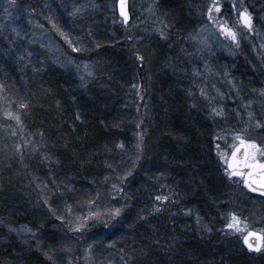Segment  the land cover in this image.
<instances>
[{"label": "trees", "instance_id": "1", "mask_svg": "<svg viewBox=\"0 0 264 264\" xmlns=\"http://www.w3.org/2000/svg\"><path fill=\"white\" fill-rule=\"evenodd\" d=\"M218 1L233 22L236 0H158L150 35V22L124 24L118 0H25L56 42L0 39V264H65L75 243L91 264H264L242 244L264 232V198L226 168L242 123L231 102L192 95L194 66L180 65ZM247 34L222 70L255 89ZM100 200L118 215L73 241Z\"/></svg>", "mask_w": 264, "mask_h": 264}, {"label": "rangeland", "instance_id": "2", "mask_svg": "<svg viewBox=\"0 0 264 264\" xmlns=\"http://www.w3.org/2000/svg\"><path fill=\"white\" fill-rule=\"evenodd\" d=\"M120 1L122 0H118L116 3V11H118L117 8ZM125 1L132 19L131 22L135 20V26L148 25V22H150L153 28L148 33L150 35L160 33L157 19L155 18V7L158 0H137V6L133 10L130 8L131 0ZM225 1L235 2L234 0ZM221 3L218 1V6H215L213 2L210 3V13L207 16L208 20L210 19L211 26L204 25L202 27L201 32L197 34L192 44L194 45L192 55L183 59L180 65L184 68H188L190 65L194 66L191 69L192 71H189L188 75H186V81L192 95L195 92L196 96L202 97L205 102H211L210 104L212 105H222L228 101L231 102L229 105L233 106L235 114L239 116V123H242L233 134V139L237 142L234 149L242 143H246L249 146L250 156L247 169H250L264 163V118L257 116L252 111L253 105H257L259 110H261L260 113L264 116V83L259 88L249 89L247 84L240 82L237 77L232 75L231 68H226L225 71L222 70V57L223 55L236 57L239 54L240 47L238 42L240 29L243 28L239 17L246 13L252 19V27L247 30V38H251L253 57L256 62L258 61L261 64L259 70L264 74V0H236L235 3L238 4L240 10L237 12L238 17L235 16V19L233 17V22L230 17L219 15ZM251 5L254 6L253 14H249ZM38 18L39 14L31 9L25 3V0H0V39L9 40L8 42L11 43L13 48L16 44L19 45L23 41H27V44L34 47L37 44L51 47L55 41L53 33H50L44 26V21ZM20 53L21 50L13 51L12 56L17 59ZM185 55H188V52ZM26 63H28V60ZM181 76L185 75L182 74ZM91 79L93 80V78ZM91 79L89 78V80ZM193 89H196V91H192ZM219 90H225V95L220 93ZM241 108L243 109L242 113ZM141 141L140 137L138 141L139 147L141 146ZM228 159L226 162H228ZM227 172L231 180H235L244 187L245 172ZM104 200H100L97 205H91L93 208H90L89 214L78 222L74 231H72L75 239L73 241L80 242L81 236L89 226L100 223L105 216L114 218L118 215L117 210L110 214L104 208V204L101 202ZM248 231L243 233V237ZM231 232L236 234L241 231L233 229ZM261 233L264 235V232ZM65 260V264H91L87 258V253L81 250L77 243L67 246L65 249Z\"/></svg>", "mask_w": 264, "mask_h": 264}, {"label": "water", "instance_id": "3", "mask_svg": "<svg viewBox=\"0 0 264 264\" xmlns=\"http://www.w3.org/2000/svg\"><path fill=\"white\" fill-rule=\"evenodd\" d=\"M118 12L127 25L130 22V15L125 0L119 2ZM239 19L245 29H251L252 19L248 14L240 15ZM249 156V146L246 143L239 144L228 159L227 169L229 172H245L243 186L246 190L253 195L264 197V163L247 170ZM242 243L248 251L260 253L264 248V235L259 231L250 230L242 238Z\"/></svg>", "mask_w": 264, "mask_h": 264}, {"label": "bare ground", "instance_id": "4", "mask_svg": "<svg viewBox=\"0 0 264 264\" xmlns=\"http://www.w3.org/2000/svg\"><path fill=\"white\" fill-rule=\"evenodd\" d=\"M261 197V196H260ZM264 198V197H263ZM243 244V243H242ZM243 247H244V245H243ZM244 249L248 252V253H254V252H251V251H248L245 247H244ZM263 251V250H262ZM261 251V252H262ZM256 254H258V253H256Z\"/></svg>", "mask_w": 264, "mask_h": 264}]
</instances>
